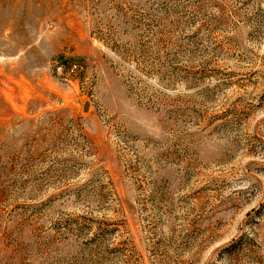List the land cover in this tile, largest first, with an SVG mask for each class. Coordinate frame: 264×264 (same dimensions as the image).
<instances>
[{"label":"rangeland","instance_id":"obj_1","mask_svg":"<svg viewBox=\"0 0 264 264\" xmlns=\"http://www.w3.org/2000/svg\"><path fill=\"white\" fill-rule=\"evenodd\" d=\"M0 264H264V0H0Z\"/></svg>","mask_w":264,"mask_h":264}]
</instances>
